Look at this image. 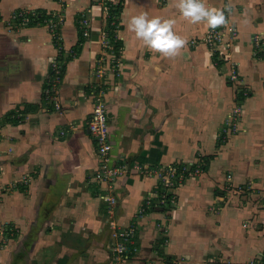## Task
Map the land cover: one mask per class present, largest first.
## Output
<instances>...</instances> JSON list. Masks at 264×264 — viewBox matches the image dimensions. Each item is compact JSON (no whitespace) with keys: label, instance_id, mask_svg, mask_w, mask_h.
Instances as JSON below:
<instances>
[{"label":"crops","instance_id":"crops-1","mask_svg":"<svg viewBox=\"0 0 264 264\" xmlns=\"http://www.w3.org/2000/svg\"><path fill=\"white\" fill-rule=\"evenodd\" d=\"M89 1L0 0V225L19 232L17 241L9 240L0 251V264H111L107 223L114 219L125 226L132 218L137 223L133 252L123 264H249L260 259L264 53L254 58L249 40L254 33L264 36V0H231L243 10L235 21L240 49L235 62L251 92L237 99L246 131L215 148L211 136L233 106V93L217 74L216 55L192 42L209 26L185 18L180 0L122 2V63L116 80L107 77L111 82L104 95L110 161L128 167L112 183L113 207L99 196L105 184L95 178L99 158L87 130L90 90L99 82L93 71L104 55L99 11L90 12L87 38L77 30ZM222 1L203 3L220 10ZM20 11L63 16L58 40L45 25L12 21ZM142 14L175 21L173 32L187 40L178 56L150 49L128 30L131 19ZM55 61L63 71L60 111L43 95ZM203 154L208 167L178 187L177 205L137 214L156 180L132 164L189 163ZM225 181L232 193L223 189ZM26 239H31L28 247Z\"/></svg>","mask_w":264,"mask_h":264},{"label":"built area","instance_id":"built-area-1","mask_svg":"<svg viewBox=\"0 0 264 264\" xmlns=\"http://www.w3.org/2000/svg\"><path fill=\"white\" fill-rule=\"evenodd\" d=\"M125 0H90V5L87 13L91 14L94 6H99V12L107 18V21L111 25L110 27H121V5ZM84 16V15H83ZM12 21L18 25H30L31 23H44L51 33L55 34L53 37L58 36V28L63 24L64 19L59 15L53 14H39L36 11H20L12 16ZM90 22L89 19L83 17L80 19L78 28L82 37H88L90 35ZM121 29V28H120ZM57 33V34H56ZM111 34H104L102 46L105 49L104 55L100 58V61L94 67V76L98 79L103 77L118 76L119 66L121 61V45L120 37L117 39ZM211 38V37H210ZM207 40L209 43L206 46L210 49L212 44L211 39ZM117 42V43H116ZM116 43L117 46H114ZM254 44L259 47L258 41ZM106 49L111 50L108 52ZM62 64L60 61L51 63L49 68V75L47 76L46 87L43 90L45 102L49 105H53L56 111H60L61 105L58 100V86L61 83L62 78ZM94 89L96 86L93 87ZM91 92L93 97L92 111L87 121V130L93 141L95 151L99 158L97 169L95 170V178L101 183L105 184V190H102L99 196L108 205H112L115 202V198L111 193L112 183L115 179L124 174L128 170L127 164L117 163L111 164L110 150L111 145L109 143V125L108 119L105 113V102L101 98L98 91ZM98 92V93H97ZM101 93V91H100ZM240 121H233L232 131H237ZM62 134V133H61ZM1 139V134H0ZM132 168L148 177H152L156 180V184L153 190L148 193L141 207L138 209L137 214L142 215L153 207L157 208H172L177 205L176 190L182 185L187 178H195L202 171L204 163L188 164L191 167L188 168L185 163L174 162L169 165H155L150 167H144V165L132 164ZM185 174L188 177H185ZM230 178V174L227 175V179ZM110 225L115 226L114 222L110 221ZM135 237V229L132 225L126 229H117L112 231L111 238L113 240L112 260L120 261L128 258L132 252ZM262 260V261H261ZM249 264H264V254L260 255V259L251 260Z\"/></svg>","mask_w":264,"mask_h":264},{"label":"rangeland","instance_id":"rangeland-1","mask_svg":"<svg viewBox=\"0 0 264 264\" xmlns=\"http://www.w3.org/2000/svg\"><path fill=\"white\" fill-rule=\"evenodd\" d=\"M226 6H230L231 12H229L227 10ZM241 9H242V7L239 9L238 5L233 4L231 0H223L220 10L223 11L225 14V17L227 20L226 25H224L222 27H218L215 30H212L210 27H208L205 30V32L203 33V35L199 36L201 38L200 40H197V39L192 40L194 45H197V44L206 45L207 40L211 37L210 39L212 41V44H210L211 45L210 49H211V53L213 55L215 54L216 58H217V62H218L217 74H218L220 79H223V81H225V83L227 85L229 84L231 86L229 89L233 93V96H232L233 106H231V108L229 107L227 112H226V110L224 111V114H222V116H221L222 117L221 118V121H222L221 125L222 126L219 125V128L216 129L215 131H213V133H212V136H211L212 142L211 143H212V146L214 148L216 146L226 145V143H232V141H233V139H235V137H238L241 132L243 133L246 131V126H243V125L240 126L239 124H238L237 128L235 127V129L237 131H234V130L232 131V129L234 128L232 126L233 121L241 120L242 114H243L242 108H241V102H238V100H237L239 98V94L244 92L242 94H243V96H245V95H248L249 92H251V87H249V83L246 80H244L242 76L239 75V71H238L239 62L238 63L235 62V60L239 61L237 54L239 53V50H240L239 46H238L239 31L237 29V26H235V21H236V19L238 20V18L240 17V14L243 12V10H241ZM60 17H63V16H60ZM83 17L88 18L89 22L91 21L89 13H86L84 16H81L80 19ZM80 19L78 20L77 25H76L78 31H79L78 24H79ZM103 22H102L103 25H102V31H101L102 39H103V35L105 33L111 34L114 36L113 38L116 37L117 39L119 37H122L123 32L121 31L122 29H120L122 27H119V28L113 27V26L110 27L111 25L107 21V18H105L104 16H103ZM63 24L60 25V28H61V26H63ZM39 25L42 26V25H44V23H36V24L31 23L28 26H39ZM49 33L52 36L55 34V32L51 33L50 31H49ZM58 38H59V28H58V36H56L55 39L58 40ZM84 38H87V37H84ZM249 41H250V45H251V49H252L251 53H252V56L254 58H257V56L260 55L262 52L264 53V36L262 34H259V33L251 34ZM255 41H258L259 47H257L254 44ZM122 42L123 41L120 40L119 44H117V45L122 46ZM57 43H59V41H56V45H57ZM116 43L114 44V46H117ZM208 44L209 43H207V45ZM102 49L105 51L103 46H102ZM106 50L108 52H111V50H108V49H106ZM208 50H209V48H208ZM117 78H118V76H116L114 80H116ZM110 82L111 81L109 79H107L106 77L100 78L99 82L97 84H95L96 88L94 89L92 87L90 91L91 92L98 91L101 98L103 100H105L104 95L109 90ZM263 89H264V86H263ZM100 90H101V93H100ZM0 134H1V129H0ZM206 161H207V157L203 154V155H198L197 159L195 161H192V162L187 161L189 163H185V162H183V163H185L188 168L191 167L188 164H193V163H199V164L202 163L203 164L204 163V166L202 167V171L198 174V176H200L203 172H205V169L208 167V162L206 164ZM186 176L188 177V175L185 174V177ZM190 179H191V177H190ZM221 185H223V189L225 191H230L232 189V187L230 186L231 185L230 182L225 181V182H222ZM230 192L232 193V191H230ZM106 205L113 207L112 206L113 204L108 205L106 203ZM107 214H109V213H107ZM110 214H113V213H110ZM110 221L114 222L115 226L112 227V225H110ZM2 224L0 225V251L5 248V245L8 244L9 240L13 239V240L17 241V239L19 237L18 236L19 232L15 231V229L13 227L12 228L8 227L9 225L6 223L4 225H2ZM107 225H108L107 228L109 231L108 232L109 235H112L113 230L115 231L119 228L124 230L127 227L129 228L130 225H132V227L135 229V236H136L137 223H136L135 219L133 220V218L125 226L124 225L120 226V224L114 219L109 220ZM30 240L31 239L25 240V242H24L25 247H28V243L30 245V243H31ZM112 249H113V245H112ZM132 252H133V249H132ZM130 257H131V254L128 258H126L124 260H120V261H115V260L113 261L110 258V263L111 264H123L124 261L130 259ZM25 258L27 259V256H25ZM31 259H30V261H32Z\"/></svg>","mask_w":264,"mask_h":264},{"label":"clouds","instance_id":"clouds-1","mask_svg":"<svg viewBox=\"0 0 264 264\" xmlns=\"http://www.w3.org/2000/svg\"><path fill=\"white\" fill-rule=\"evenodd\" d=\"M231 12L230 6H226ZM179 9L185 18L196 24L206 22L215 30L226 25L225 14L221 10L210 9L205 6L203 0H180ZM99 6H94L93 11L98 12ZM174 20L161 21L159 18L149 20L146 14L133 17L128 25V30L135 32L138 39L150 49L162 55L174 58L179 55L180 50L187 45V40L173 32Z\"/></svg>","mask_w":264,"mask_h":264},{"label":"trees","instance_id":"trees-1","mask_svg":"<svg viewBox=\"0 0 264 264\" xmlns=\"http://www.w3.org/2000/svg\"><path fill=\"white\" fill-rule=\"evenodd\" d=\"M39 14H41V15H43V14H45V13H40V12H38ZM245 95V94H244ZM243 98V94L242 93H240L239 94V99H242Z\"/></svg>","mask_w":264,"mask_h":264}]
</instances>
